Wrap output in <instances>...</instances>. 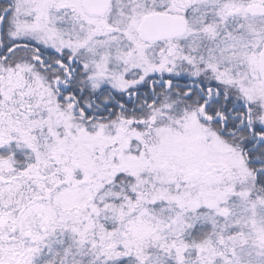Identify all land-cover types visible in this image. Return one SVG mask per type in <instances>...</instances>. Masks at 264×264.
<instances>
[{
    "label": "snow or ice",
    "instance_id": "obj_1",
    "mask_svg": "<svg viewBox=\"0 0 264 264\" xmlns=\"http://www.w3.org/2000/svg\"><path fill=\"white\" fill-rule=\"evenodd\" d=\"M0 264H264V0H0Z\"/></svg>",
    "mask_w": 264,
    "mask_h": 264
}]
</instances>
